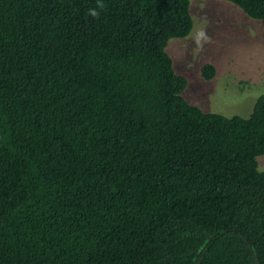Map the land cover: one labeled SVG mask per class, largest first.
Wrapping results in <instances>:
<instances>
[{
  "label": "trees",
  "instance_id": "obj_1",
  "mask_svg": "<svg viewBox=\"0 0 264 264\" xmlns=\"http://www.w3.org/2000/svg\"><path fill=\"white\" fill-rule=\"evenodd\" d=\"M188 4L0 0V264H264V93L182 97Z\"/></svg>",
  "mask_w": 264,
  "mask_h": 264
},
{
  "label": "rangeland",
  "instance_id": "obj_2",
  "mask_svg": "<svg viewBox=\"0 0 264 264\" xmlns=\"http://www.w3.org/2000/svg\"><path fill=\"white\" fill-rule=\"evenodd\" d=\"M188 1V34L165 46L173 71L186 79L182 97L203 112L247 117L264 93V21L225 0ZM204 63L214 67L208 80L199 73ZM256 162L264 170V154Z\"/></svg>",
  "mask_w": 264,
  "mask_h": 264
},
{
  "label": "clouds",
  "instance_id": "obj_3",
  "mask_svg": "<svg viewBox=\"0 0 264 264\" xmlns=\"http://www.w3.org/2000/svg\"><path fill=\"white\" fill-rule=\"evenodd\" d=\"M93 15H95V13H92Z\"/></svg>",
  "mask_w": 264,
  "mask_h": 264
}]
</instances>
